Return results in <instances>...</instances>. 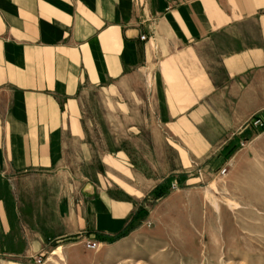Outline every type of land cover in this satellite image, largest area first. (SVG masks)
Listing matches in <instances>:
<instances>
[{"label": "crops", "instance_id": "0c3cea01", "mask_svg": "<svg viewBox=\"0 0 264 264\" xmlns=\"http://www.w3.org/2000/svg\"><path fill=\"white\" fill-rule=\"evenodd\" d=\"M138 72L150 73L160 128H192L213 98L258 112L264 0H0V233L8 218L31 224L49 195L56 237L122 234L135 199L110 195L128 193L115 181L84 192L85 98L121 96Z\"/></svg>", "mask_w": 264, "mask_h": 264}, {"label": "rangeland", "instance_id": "374dc122", "mask_svg": "<svg viewBox=\"0 0 264 264\" xmlns=\"http://www.w3.org/2000/svg\"><path fill=\"white\" fill-rule=\"evenodd\" d=\"M85 101L93 157L82 163L83 188L117 182L128 193L109 194L135 199L137 211L118 236L84 228L56 237L46 195L31 224L8 218L0 264H264V108L213 98L192 128H160L141 72L121 96L99 90ZM79 193L69 192L74 206Z\"/></svg>", "mask_w": 264, "mask_h": 264}, {"label": "water", "instance_id": "95a60500", "mask_svg": "<svg viewBox=\"0 0 264 264\" xmlns=\"http://www.w3.org/2000/svg\"><path fill=\"white\" fill-rule=\"evenodd\" d=\"M84 192H85V193H91V192H92V186L89 185V184H87V186H86L85 189H84Z\"/></svg>", "mask_w": 264, "mask_h": 264}, {"label": "trees", "instance_id": "16d2710c", "mask_svg": "<svg viewBox=\"0 0 264 264\" xmlns=\"http://www.w3.org/2000/svg\"><path fill=\"white\" fill-rule=\"evenodd\" d=\"M161 188H158L157 191L159 192ZM164 196V194L161 195V197Z\"/></svg>", "mask_w": 264, "mask_h": 264}, {"label": "built area", "instance_id": "2783aa9c", "mask_svg": "<svg viewBox=\"0 0 264 264\" xmlns=\"http://www.w3.org/2000/svg\"><path fill=\"white\" fill-rule=\"evenodd\" d=\"M144 39V38H143ZM260 122L259 121H257V123L256 124H259Z\"/></svg>", "mask_w": 264, "mask_h": 264}, {"label": "bare ground", "instance_id": "6f19581e", "mask_svg": "<svg viewBox=\"0 0 264 264\" xmlns=\"http://www.w3.org/2000/svg\"><path fill=\"white\" fill-rule=\"evenodd\" d=\"M169 254V253H168Z\"/></svg>", "mask_w": 264, "mask_h": 264}]
</instances>
